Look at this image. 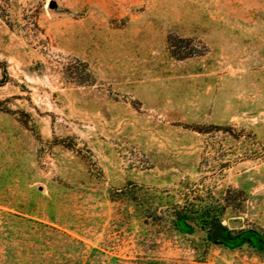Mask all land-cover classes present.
<instances>
[{
	"label": "rangeland",
	"instance_id": "1",
	"mask_svg": "<svg viewBox=\"0 0 264 264\" xmlns=\"http://www.w3.org/2000/svg\"><path fill=\"white\" fill-rule=\"evenodd\" d=\"M0 264H264V0H0Z\"/></svg>",
	"mask_w": 264,
	"mask_h": 264
},
{
	"label": "trees",
	"instance_id": "2",
	"mask_svg": "<svg viewBox=\"0 0 264 264\" xmlns=\"http://www.w3.org/2000/svg\"><path fill=\"white\" fill-rule=\"evenodd\" d=\"M169 43H170V42H169ZM170 46H171V48H174V47L176 48L178 45H177V44L174 45V43L171 42V43H170ZM177 49H179V48L177 47ZM180 57H181V56H180ZM181 58H182V57H181ZM178 218H179V220L187 219L185 216H183V217H180V216H179ZM215 226H216V225H214V227H215ZM66 238L69 239V237H67V236H66ZM71 242H72V243H73V242L76 243L75 241H71Z\"/></svg>",
	"mask_w": 264,
	"mask_h": 264
},
{
	"label": "water",
	"instance_id": "3",
	"mask_svg": "<svg viewBox=\"0 0 264 264\" xmlns=\"http://www.w3.org/2000/svg\"><path fill=\"white\" fill-rule=\"evenodd\" d=\"M232 226H238L239 225V222L235 221V222H232L231 223ZM222 228V225L221 224H218L214 227V230L217 231V230H220Z\"/></svg>",
	"mask_w": 264,
	"mask_h": 264
}]
</instances>
